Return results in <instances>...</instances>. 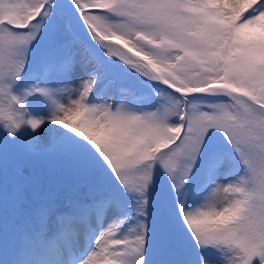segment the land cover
Listing matches in <instances>:
<instances>
[{"label": "snow or ice", "instance_id": "obj_1", "mask_svg": "<svg viewBox=\"0 0 264 264\" xmlns=\"http://www.w3.org/2000/svg\"><path fill=\"white\" fill-rule=\"evenodd\" d=\"M0 264H264V0H0Z\"/></svg>", "mask_w": 264, "mask_h": 264}]
</instances>
